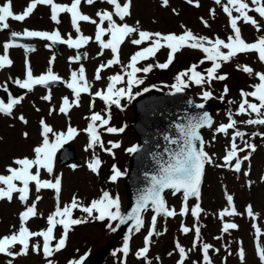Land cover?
I'll return each instance as SVG.
<instances>
[{"label": "rangeland", "instance_id": "374dc122", "mask_svg": "<svg viewBox=\"0 0 264 264\" xmlns=\"http://www.w3.org/2000/svg\"><path fill=\"white\" fill-rule=\"evenodd\" d=\"M7 0H0V5ZM30 0H12V9L14 13L19 14ZM61 5H70L71 0H54ZM123 2V0H121ZM187 3V0H168V5H162L159 0H131V15L122 22L118 17H113L117 23H127L130 26L138 27L140 30L151 33L177 35L186 30L192 31L196 36H203L209 39L220 38L227 40L232 34L229 26V18L223 12L222 6L217 5L215 0H198L199 7ZM222 5L227 0H221ZM250 8L254 7L251 0H246ZM97 10L112 11V7L105 0H96L93 5H88L82 0L80 11L94 19L93 15ZM174 10V11H173ZM214 13V14H213ZM233 15H238L233 12ZM249 15L258 20L260 30L257 31L250 24L238 21V27L241 29L242 38L248 42H255L259 36L264 35V19H261L257 13L249 12ZM50 6L38 5L33 13L23 22L12 21L9 19V28L0 32V55L3 54V44L8 41L6 31L23 33L24 30L47 31L58 30L62 38L67 39L69 34L73 38L77 33L72 28L70 14L61 13L60 23L51 20ZM204 21L207 22L205 26ZM99 22V21H98ZM137 22H139L137 24ZM107 27V22L103 25ZM183 26V27H182ZM81 33L92 39L85 45V59L81 63L76 59V48H69L66 44L59 47L56 52L51 42L34 38L30 44L36 47L33 51L25 52L22 47H12L8 51L9 59L13 62L10 67L0 69V101H3V89L8 87L13 93L20 91L21 102L15 105L11 115L0 114V175H8L6 171L9 165L16 167L13 160L17 158H33V149L42 142L40 121L43 119L52 127L55 133L66 132L71 126L77 129L78 134L67 143L73 146L76 154L74 167H58L56 164L57 153L54 159V169L52 174L41 171L42 180H54L55 177L61 178V191L58 195L59 205L62 208L69 204L75 196L83 205H88L93 199H98L103 192H108L112 197H119L121 211L123 212L126 204L125 188L123 179L128 166V156L131 152L127 149L135 146L136 138L128 130V124L133 120L131 102L134 98L143 93L144 88L147 92H166L174 90L171 85L176 83L175 77L182 71L187 70L192 65H198L197 71L206 75L205 70L212 66L211 61L204 59L205 54L200 50L184 48L175 54L173 62L167 69L153 67V70L147 74L137 73L144 83L134 86L132 93L134 98L129 100L127 97L121 99V107L115 105L106 106L104 101L94 97L96 91L105 90L108 83V77L121 74L123 75L122 65H127L132 54L140 48L147 47L148 44L140 46L132 45L130 39L125 40L119 51L120 64L113 65L101 72L102 79H95L96 68L112 59L110 49L103 50V55H98L101 49L95 42V25L89 27L80 22ZM109 37H103L107 41ZM135 38V36H133ZM49 45V46H46ZM227 51V50H224ZM168 49L161 48L154 58L141 61L137 67H145L148 64L164 63L167 60ZM16 57L27 60L30 64L33 75L38 76L45 73L49 66L53 72L61 77V81L51 86H34L31 91L25 92L16 84L17 78L24 79L25 73L22 69H14L16 66ZM49 61H52L51 65ZM38 65L37 69L35 66ZM85 69V76L90 90L88 93H82L79 97V106H73L67 114L59 112V106L63 97H68L71 102L74 99L72 91L66 87V83L71 79L72 71H76L80 66ZM247 65L255 72H264V63L258 60L256 53H240L229 62L223 63L218 69L219 75H226L225 80H213L210 83L202 85L190 84L183 89L196 102L208 103L219 102L222 105L220 109L212 111L214 123L212 129L203 132L204 150L212 157L213 163L207 164L200 186V197H195L187 201L189 212L180 215V210L184 207L182 193L172 194L171 190L164 195L166 206L174 209L177 215L165 219L163 216H157L155 232L159 235H153L147 253V260L138 258L136 252L144 247V237L148 234L152 226L151 208L143 213L144 227L140 232H133L129 240V252L125 255L119 251L123 246L124 239H118L114 242L113 249L103 258L101 264H177L180 259L176 244L179 243L186 250V259L184 264H204L203 244L212 245L208 250V256L211 264H241L238 252L241 248L245 252L244 264H260L256 255L257 236L253 228L255 224L264 233V125H248L242 123L249 118H255L242 114L237 115L239 104L242 100L241 90L245 92L253 91L252 85L259 83L255 76H250L237 66ZM126 79V77H125ZM117 88L126 87L125 83L116 85ZM227 87L228 92L224 94ZM208 91L211 97L208 100L203 99V92ZM136 93H140L136 95ZM50 95L51 100L45 101L43 96ZM250 102L258 103L252 97H248ZM55 109L50 114V110ZM93 113H99L109 119L107 127L123 128V132L108 133L103 127L98 128L103 142V148L99 145L85 151L88 144V136L84 129L89 123V118ZM229 113L237 121L234 129H229L227 133L217 132L216 129L221 124L228 123ZM23 116L27 123L22 122L19 117ZM245 133L243 139L237 137L236 144L243 148L245 142L253 144L255 151L246 149L239 152L241 159V170L236 172L231 166L223 165V156L230 149L232 136L235 131ZM24 133H27L25 137ZM257 133V135H253ZM50 139L54 136L50 134ZM119 143L120 147L111 149V152L105 151L111 148V144ZM245 155L248 160H243ZM98 158L101 163L96 172L88 168V163L93 158ZM235 164V159L232 165ZM220 165V166H217ZM115 166L122 175L115 181H111L112 168ZM33 171H35L33 169ZM247 173V175H245ZM21 186L19 182H16ZM0 187H4L0 185ZM30 193L26 202H21L19 194L14 193L13 199H0V237L10 235L19 229V214L27 206H30L36 200L37 195L41 199L37 203V216L30 218L26 222V227L31 231H40L47 227L46 218L57 206V193L51 189H42L39 193L35 190L34 183L29 185ZM226 195H232L233 206L238 215L219 217V212L227 207ZM199 204L201 213L198 217L191 215L190 209ZM251 205L256 214L252 219L247 216L246 207ZM86 214L79 209L73 211V218H85ZM225 222L236 223L238 229L230 230L227 233L222 232V226ZM113 222V226L115 227ZM108 221H97L88 219V222L74 225L71 227L65 247L55 253L50 259L54 264H69V261L79 259L88 253H92L98 247L110 242L113 238V232L107 227ZM188 227L190 231L183 233L181 226ZM199 227V237L197 238L195 229ZM63 229L57 226L54 230L56 239L62 235ZM195 242V247H194ZM30 245L40 244L42 247V238H32ZM259 243L264 247V235L259 237ZM55 240L53 241V245ZM17 245L13 251H19ZM218 250V251H217ZM115 253V255H113ZM171 253V255H169ZM157 257L159 259H157ZM47 264L46 258L40 253L33 252L31 247L27 255L9 257L0 254V264Z\"/></svg>", "mask_w": 264, "mask_h": 264}, {"label": "snow or ice", "instance_id": "6c2138e0", "mask_svg": "<svg viewBox=\"0 0 264 264\" xmlns=\"http://www.w3.org/2000/svg\"><path fill=\"white\" fill-rule=\"evenodd\" d=\"M88 5H93L96 0H84ZM107 4L112 7V11L101 10L96 13L99 18L97 20L92 19L90 16L83 14L80 11V5L82 0H71L70 5H61L54 2V0H30L29 3L23 8L19 14L14 13L12 9V0L0 5V30L9 28V19L12 21L23 22L28 18L38 5L50 6L51 20L55 23H60V14H70V21L72 28L77 33V36L73 38L69 34L67 39L62 38L58 30L47 31H30L24 30L23 33L11 32L7 42L3 44V54L0 55V69L10 67L12 65L11 59H9L8 51L12 47H24L25 52L32 51L29 47L19 45L16 43V38H39L41 40L49 41L51 44H66L69 48L79 49L83 45L87 44L92 38L84 36L81 33L80 22H88L95 25V42L99 45L101 51L98 55H103V50L110 49L112 53V59L107 61L106 64H100L95 70V79L101 80V72L110 68L113 65L120 64L119 51L121 45L125 40L130 39L132 45L140 46L147 43V47L140 48L129 58L127 65H122L123 75L115 74L108 77V83L105 90L96 91L94 97H98L104 101L106 106L115 105L121 107V99L127 97L129 100L134 98L132 89L134 86H138L144 83L143 79L137 76V73L147 74L153 70V67L159 69H167L173 62L175 54L184 48L193 50H200L205 54L203 60L200 63H204L205 60L211 61L212 66L205 70L206 75L197 71L198 65H192L187 70L180 72L176 75V83L171 85V88L176 92L183 91L184 88L189 87L190 84L202 85L204 83H210L213 80H225L226 75H219L218 69L222 67L223 63L229 62L232 58L236 57L240 53H256L258 60L264 63V35L258 37L253 43L246 42L241 36V29L238 27V21H243L246 24L252 25L257 31L260 30V24L257 19L249 15V12H255L261 19H264V0H251V4L254 7L249 6L246 0H227L226 4L222 5L221 0H215L217 5L222 6L223 12L229 18V26L232 34L227 37V40L220 38L209 39L203 36H196L190 30L184 31L182 34H162L159 32L151 33L148 31L140 30L138 27L130 26L127 23H117L113 17H118L120 21H124L126 17L131 15V0H105ZM194 0H187V3L193 4ZM162 5L167 6L168 0H161ZM195 6L199 7L198 0ZM174 11V10H173ZM233 12L238 15H233ZM214 14V13H213ZM107 22V27L103 25ZM139 22H137L138 24ZM205 26L207 22L204 21ZM183 27V26H182ZM108 36L107 41L103 39L104 36ZM135 36V38H133ZM49 46V45H46ZM161 48L168 49L167 60L164 63H156L155 65L148 64L145 67H137L141 61L154 58L157 52ZM227 50V51H224ZM79 60V57L70 58ZM52 61H49L51 65ZM238 70L247 73L250 76H255L259 83L252 85L253 91L245 92L241 90L242 100L239 104L237 115L246 114L252 116L255 114V118H249L242 123L248 125H264V72H255L251 67L237 66ZM126 77V79H125ZM61 77L55 74L51 68L48 67L47 71L41 75L35 76L31 70L28 61H25V77L24 79L17 78L14 82L20 89H26L31 91L34 86H48L49 84L60 82ZM66 83V87L72 91L74 99L70 102L68 97L62 98V103L59 106V112L67 114L73 106H79V97L82 93H88L90 85L88 84L85 76V69L81 65L78 70L72 71L71 79ZM125 83L126 87L117 88L116 85ZM7 91V88H4ZM144 92L149 91L148 88L143 89ZM228 89L225 87L224 94H227ZM140 93H136L139 95ZM203 99L208 100L211 97V93L204 91ZM248 97L254 98L258 103L250 102ZM22 98H9V102L5 104L0 101V114L11 115L15 105L21 102ZM45 101H50L51 96L45 95L42 97ZM198 108H203V104L196 105ZM55 109L50 110V114ZM19 119L27 123L23 116ZM110 115L105 118L99 113H93L89 118V123L84 131L88 136V144L85 148L87 151L90 148H94L99 145L103 148V142L101 140L100 132L98 128L103 127L108 133L123 132V128L107 127L109 124ZM228 123L221 124L216 131L220 133H227L229 129L236 127L237 121L232 118V114L229 113ZM212 118L205 112L197 117L190 118L186 124L177 125V131L179 133L178 139H171L166 137L170 144L176 145L174 150L169 152L168 159L161 162L158 167V171L155 175L151 176L150 186L143 189L136 198L135 205L131 208L127 214L121 211V204L119 197H112L108 192H103L98 199H93L88 205H83L79 202L77 197H73L69 204L64 205L62 208L59 205L58 195L61 191V178L55 177L54 180H42L41 171H46L48 174L53 173L54 159L57 151L69 140L73 139L77 134V129L69 126L66 132L55 133L51 126H49L43 119L40 121L41 125V137L42 142L40 145L33 149V158H17L13 160V164L16 167L9 165L6 171L8 175H0V199H7L11 201L13 194L18 193L21 202H26L29 198L30 183H34L35 190L39 193L42 189H51L57 193V206L55 210L49 214L46 218L47 227L40 231H31L26 227V222L37 216V203L41 199L37 195L36 200L30 206L19 214V229L10 235L0 237V254L16 257L20 255H27L29 249L36 253L42 251L43 256L46 258L47 264H54V261L50 259L55 253L60 252L66 244L68 233L72 226L79 225L81 223L88 222V219L97 221H108L107 227L110 231L115 232L120 225L127 224L131 221L129 227V235L124 237L123 246L119 250L125 255L129 252V240L130 234L133 232H140L144 227L143 213L149 208L155 213L151 220L152 226L148 231V234L144 237V247L136 252L138 258H144L147 260V253L149 252V245L151 237L153 235H159L155 232V224L157 216L163 215L165 217H173L177 215L174 209H169L166 206L163 193L166 190H171L172 194L182 193L184 207L180 210V215H185L189 212L187 207V201L189 198L195 197L199 200L200 186L204 169L207 164H212V157L204 150V141L200 135V129L205 126H212ZM50 134L54 136V139H50ZM25 137L27 133H24ZM245 133L237 130L232 136V143L230 149L227 150L223 156V165L231 166L234 171L239 172L241 170V159L238 157L239 152H244L246 149L255 151L253 144L245 142L244 147L240 148L236 144L237 137L243 139ZM253 135H257L254 133ZM199 142V147H197ZM111 148L105 149L107 152H111V149L120 147L119 143L109 142ZM128 152H136L137 148L134 146L127 149ZM235 159V164L232 165V161ZM249 156L245 155L243 160H248ZM101 161L98 158H93L88 163V168L96 172ZM220 166V165H217ZM33 169L35 171H33ZM112 176L110 180L115 182L122 173L115 166L112 168ZM247 175V173H245ZM16 182H19L21 186H18ZM227 207L219 212V217L223 219L225 216L238 215L235 207L233 206L232 195H226ZM79 209L82 213L86 214L85 218H73V211ZM247 216L255 219L256 214L253 211V207L248 205L245 209ZM193 217H198L201 213V208L197 203L190 209ZM115 223V227L113 226ZM61 226L63 229L62 235L59 239H56L54 230L57 226ZM238 225L232 222H225L222 226V232L227 233L230 230L238 229ZM253 228L256 230L257 245L256 255L259 258L260 264H264V247L259 243V237L264 235L255 224ZM183 233H188L190 229L185 226H181ZM197 238L199 237V227L195 229ZM32 238H42V247L40 244L30 245ZM55 244L53 245V241ZM19 245V251H13V249ZM194 242V247H195ZM180 259L177 264H184L186 259V250L176 244ZM212 248V245L203 244V261L204 264H211L208 256V250ZM218 251V250H217ZM115 255V253H113ZM171 255V253H169ZM241 264L245 261V252L241 248L238 252ZM85 256H81L79 259L69 261V264H84ZM157 259H159L157 257ZM11 264V261H9ZM150 264V262H149Z\"/></svg>", "mask_w": 264, "mask_h": 264}, {"label": "water", "instance_id": "95a60500", "mask_svg": "<svg viewBox=\"0 0 264 264\" xmlns=\"http://www.w3.org/2000/svg\"><path fill=\"white\" fill-rule=\"evenodd\" d=\"M7 34L11 39V32L8 31ZM25 40L30 41L31 38H16V43L31 49L35 48L32 44H26ZM59 47L60 43L54 44L56 51L59 50ZM77 56L81 62L84 60L85 54L82 47ZM4 94L5 104L9 102L10 97L18 98L19 96L18 91L16 95H13L9 89L4 91ZM199 104H203L204 107H196ZM213 107L221 108L222 105L220 103H197L189 94L183 91L176 92L175 90L145 93L132 101L133 121L128 124V129L136 136L135 147L137 151L131 152L129 155L128 169L124 178L126 190L125 214L135 205L137 195L150 186L151 176L157 173L159 164L166 161L169 152L177 147L170 144L166 137L178 139L177 125L186 124L192 117L207 112L212 118ZM211 128L212 126H205L200 129V135L202 130H210ZM197 147H199V142H197ZM73 158H75L74 149L65 143L59 150L58 165L68 164L73 166L75 163L70 162ZM165 218L168 219L169 217ZM131 223L129 221L127 224L120 225L115 231L113 240L106 246L97 248L93 254L86 255L84 264H100L102 258L112 249L114 241L129 235L128 229Z\"/></svg>", "mask_w": 264, "mask_h": 264}, {"label": "bare ground", "instance_id": "6f19581e", "mask_svg": "<svg viewBox=\"0 0 264 264\" xmlns=\"http://www.w3.org/2000/svg\"><path fill=\"white\" fill-rule=\"evenodd\" d=\"M100 1V0H99ZM99 10H97L93 15L91 14V16L95 19V20H97V22L99 21V18L96 16V13L98 12ZM81 23H83V24H87V25H89V27H91L93 24H91V23H88V22H81ZM15 63H16V66H14V69L16 68V69H18V70H20V68L22 69V74H24L25 73V60L23 59V58H20V61H19V58L18 57H16V59H15ZM37 69L39 68V66L38 65H36L35 66Z\"/></svg>", "mask_w": 264, "mask_h": 264}]
</instances>
